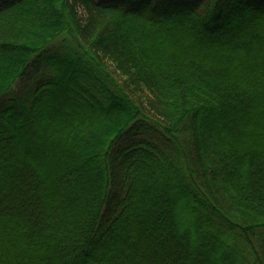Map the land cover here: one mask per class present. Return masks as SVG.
<instances>
[{"label": "trees", "instance_id": "1", "mask_svg": "<svg viewBox=\"0 0 264 264\" xmlns=\"http://www.w3.org/2000/svg\"><path fill=\"white\" fill-rule=\"evenodd\" d=\"M0 264H264V0H0Z\"/></svg>", "mask_w": 264, "mask_h": 264}]
</instances>
